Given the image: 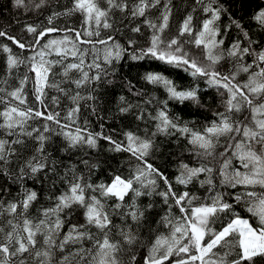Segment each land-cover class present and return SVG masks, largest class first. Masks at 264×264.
Here are the masks:
<instances>
[{
    "label": "snow or ice",
    "instance_id": "obj_1",
    "mask_svg": "<svg viewBox=\"0 0 264 264\" xmlns=\"http://www.w3.org/2000/svg\"><path fill=\"white\" fill-rule=\"evenodd\" d=\"M101 2L102 0H74L73 8L68 9L65 13H53L48 18V24L52 25L57 16L70 15L72 12L78 11L84 15L85 28L83 32L75 28L64 29L65 32L72 33L74 39L68 35H65L63 39H49L38 52L25 58L30 61L31 69L35 73L36 100L44 105L43 97L46 87H55L61 92L64 91L58 84H49V73L54 64H63L64 59L68 56L75 58L76 62L67 63L63 68V75L68 77L73 70L80 72V78L72 81L77 88L91 81H99L102 74L107 75L104 65H112L114 61H119L125 55L134 61L151 58L176 68H182L194 78H204L209 86L224 90L221 92V96L224 97L222 101L224 111H218L217 119L213 120L203 131H194L186 124L180 126L177 122L178 117L170 118L167 112L168 101L162 102L163 107L153 117L158 121L157 132L169 133L171 129L188 136L189 143L198 150L196 154L201 158L198 167H190L188 164L182 163L176 182L186 186L194 179H198L201 174H206V179L201 180L200 184L201 186L204 184L212 186L213 161L218 155L223 158L222 165L218 170L222 185H229L232 188L237 185H243L245 188L259 186L264 189V47L258 49L253 47V45L258 46L259 42L252 40L248 32L243 31L239 21L233 20L232 24H235L243 32V38L247 44L243 46V42L237 39L225 49L223 47L224 39L216 22L220 19L221 13L226 10L219 4L213 6L215 0H209L203 7L204 13L209 15L203 20L199 30L194 31L193 17L190 14L184 19L178 34L169 39H165L163 35L168 28L171 15V9L165 5L160 23L145 19L144 24L152 30V34L147 46L143 48L136 47V42L132 39L127 41L126 47L119 43L113 35L95 42L91 39H83V37L99 36L98 29L101 26L105 29L112 28L109 19L114 10L120 12L128 10L133 18L142 17L146 15L149 8L159 4L160 0H137L131 5L128 0H104L106 7H101ZM198 2H202V0H198ZM44 3L45 0H39L35 7L39 8ZM15 4L17 7L24 6L25 0H15ZM253 19L264 25V9H260ZM93 25H95V30ZM25 30L34 35L32 44L23 43L5 31H0V37H6L20 49H26L41 45V41L48 34L60 31L55 26L38 29L33 25H26ZM131 31L139 33L141 27L137 25L131 28ZM185 36L190 39H183ZM218 37L221 38L218 39ZM79 44L92 45L94 53L99 52L95 47L96 44L104 45L103 65L97 62L98 54L88 65L89 69H96V73L92 76L84 70L85 56L89 50L81 49ZM189 44H194L196 48L201 49V52L197 55L186 50V46ZM0 48L9 53L7 58L9 70L25 62L24 59L12 55L11 49L7 45H0ZM52 52H55L61 59L47 60L46 57ZM247 56L253 58L251 63H245ZM225 58H231L234 61L233 70L228 73L223 72L219 67ZM253 68L255 71L250 72ZM241 72L249 73L248 79L244 83H240L236 79ZM27 79L28 77L25 76L20 81L19 87L8 92L6 97H0V103L6 102L4 110L0 111V116L3 117L0 128L7 129L10 135L15 134L16 129H19V134L31 136L32 132H24V125L29 119L35 117H43L48 121H54L57 125L60 124L59 113L48 112L45 114L32 108L21 109L12 103L13 100L20 104L25 103L23 86ZM144 79L150 84H162L167 90L170 100L180 103L198 102L197 87L178 90L173 81L162 73L149 72L145 74ZM128 86L130 91L134 87L131 82L128 83ZM4 91V89H0V92ZM92 98L89 96V99ZM71 99L76 102L83 97L77 92ZM120 101L126 104L119 108L121 113H128L133 107H139L127 103L123 96L120 97ZM53 102L58 103L57 98L54 97ZM150 102L148 101V103ZM44 107L46 108L47 105ZM245 109L250 112V120L248 117L234 118V114H240ZM78 111L79 105L77 104L76 108L69 111L68 117H73ZM137 119H143L142 110ZM32 131L38 133L36 139L40 141L36 151L43 154L45 151L44 142L48 138L39 129ZM44 131H48L47 125H45ZM63 134L69 141V147L85 144L88 147H96L98 139L107 140L113 146L112 150L131 152L133 156L144 162V167L137 168L135 173L128 178L116 176L108 185H92L84 181L83 176H77L73 172L71 180L68 181V190L56 197L54 207L44 209L42 218L35 221L30 219L27 213L32 203L37 199L36 191L25 189L23 199L7 203L6 207L0 202V215L6 212L12 217L6 222L9 230L5 231V227L0 226V264H29V257H31L32 264H57L54 261V249L63 252L69 243L79 244L84 240L95 241L94 254L92 250L81 247L75 253L62 256L58 264H73L76 257H79L81 264H120L117 254L123 245H134L138 240V235L129 225L127 230L124 228L119 230L121 239H113L110 234L116 226L113 224L112 216L122 208V202L130 191L135 194V197L152 194L151 191L142 192L139 188L134 187L138 184L141 188L154 190L156 180L148 179L150 176H156L163 180L167 191L160 192L159 195L164 198L165 203H168L169 197H171L181 215L173 217L172 206L169 205V212L161 218L160 223L168 229L170 235L156 237L151 244L149 254L144 258V264H165V262L167 264H251L255 257H264V191L250 190L243 194H237L234 198L235 205H239L241 202L248 203L246 211L258 217L260 222V226L256 228L249 223L248 219L240 217L235 205L229 203L222 193L211 196L210 203L192 206L193 201L198 199L194 194L188 191L180 194L174 192L168 178L159 169L144 160L150 149L153 148V140L150 138L142 139L133 132H126L127 145L125 146L121 142L113 140L111 136H105L103 132L95 134L88 132L86 127L84 129L77 127L74 133L68 131ZM221 137L226 141L224 151L216 153ZM12 143L22 144L23 141L17 139ZM6 145H8V141L0 139V162L4 165L9 163L8 157L15 151ZM230 150L232 157H236L246 171L241 172L239 169L229 171L231 158L227 156V153ZM43 159L44 157L41 155V160ZM35 160L36 158L33 157L25 163L24 167L20 168L18 179L22 180L28 175L25 168L30 169L31 174L34 175L46 167L43 162L34 163ZM83 163L87 165L88 162L83 161ZM145 181L147 182L145 183ZM97 191L101 197L117 199L118 202L112 207V211L106 209L105 204L97 195L92 194L87 197L85 195L86 192L95 193ZM73 205H79L84 209L85 222L72 224L63 238L58 239L60 230L64 226L61 214L66 209L70 214L74 210ZM134 205L135 201L130 206L132 210L122 214V219L130 216L131 220L139 225L145 213ZM148 207L151 208L152 205H148ZM222 214L224 216L231 215L232 218L222 224L219 229L212 227ZM21 217L22 219H20ZM92 227L103 234L102 239L97 238L90 231ZM38 235L42 236L41 247H37ZM217 248L223 249V251H214ZM26 253L28 256H25ZM175 257L181 258L175 259ZM132 259L135 260V256Z\"/></svg>",
    "mask_w": 264,
    "mask_h": 264
},
{
    "label": "trees",
    "instance_id": "obj_2",
    "mask_svg": "<svg viewBox=\"0 0 264 264\" xmlns=\"http://www.w3.org/2000/svg\"><path fill=\"white\" fill-rule=\"evenodd\" d=\"M134 2H137V0H128L130 5ZM208 2L209 0H202V2H198V0H160L159 4L146 11L145 16L136 18H133L128 10L125 12L114 10L109 19L112 28L105 29L101 26L98 29L99 36L83 37V39H91L95 42L113 35L119 43L126 47L127 41L132 39L136 42V47L143 48L147 46L152 34V30L144 24L145 19L160 23L164 7L168 5L171 9V15L168 28L163 35L165 39H169L178 34L181 24L190 14L193 17L192 27L194 31L199 30L203 20L208 18L209 15L203 11V7ZM36 3H39V0H25L24 6L17 7L15 0H0V31L15 36L23 43L32 44L34 42V35L25 30L26 25L37 26L38 29L49 26L60 29L58 32L48 34L41 41V45H37L35 48L20 49L6 37H0V45H7L11 49L12 55L25 60L23 64L9 70L7 66L9 53L0 48V89L5 90L0 92V97H6L8 92L19 87L20 81L27 76L28 79L23 86L25 103L20 104L14 100L12 103L18 105L21 109L32 108L45 114L48 112L59 113L60 124L57 125L54 121H48L43 117L29 119L24 125V132H32L31 136L19 134V129H16L15 134L10 135L7 129L0 128V139L8 141L6 147L15 150L8 157L9 163L7 165L0 162V202L5 207L7 203L18 202L23 199L25 189L36 191L37 199L32 203L27 213L28 217L35 221L42 218L44 209L54 207L56 197L68 190V181L71 180L73 172L77 176H83L84 181L92 185H108L116 176L128 178L135 173L137 168L144 167V162L133 156L131 152L114 151L112 150L113 146L104 139H98L96 147H88L86 144L69 147V141L63 133L68 131L74 133L77 127L81 129L86 127L87 131L93 134L103 132L105 136H111L113 140L119 141L125 146L127 145L126 132H133L142 139H152L153 148L150 149L144 160L152 164L154 168L159 169L168 178L174 192L180 194L188 191L194 194L198 199L193 201L192 206H198L200 203H210L209 198L216 193L224 194V198L235 205L234 198L237 194H243L250 190L264 191L259 186L245 188L243 185H237L232 188L229 185H222L218 170L222 165L223 158L218 155L213 161L212 186L207 184L201 186L200 181L206 179V174H201L198 179H194L186 186L176 182V177L180 175V165L182 163L188 164L190 167H198L201 158L196 154L198 150L189 143L188 136L171 129L169 133L157 132L156 124L158 121L154 120L153 117L163 107L162 102L168 101L167 112L170 118L178 117L177 122L180 126L186 124L194 131H203L206 126L217 119L216 113L218 111H224L222 104L224 97L221 96V92L224 90L209 86L204 78H194L182 68H176L151 58L134 61L125 55L119 61H114L112 65H104L107 75L102 74L99 81H91L77 88L72 81L80 78V72L73 70L68 77L63 75L64 66L67 63L76 62L75 58L68 56L64 59L63 64H54L49 73V84H58L64 91L61 92L55 87H46L43 99L44 105H47V107L45 108L44 105L40 104L36 100L35 73L31 69L30 61L25 58L38 52L40 47L47 43L49 39H63L65 35L74 39V35L65 32L64 29L75 28L83 32L85 26L84 15L78 11L72 12L70 15H59L53 20L52 25L48 24V18L53 13H65L68 9L73 8L74 0H45V3L39 8L35 7ZM216 4L222 5L226 10L221 13L220 19L216 22L224 39L223 47L225 49L237 39L243 42V46L247 44L244 41L243 32L235 24H232L233 20L239 21L243 31H247L252 40L259 42L258 46L253 45V47H257V49L264 47V25L253 19L260 9H264V0H215L213 6ZM101 7H106L104 0L101 2ZM137 25L141 27V31L133 33L131 28ZM229 25L231 27H228ZM93 29L95 30V25H93ZM183 39L188 40L190 37L185 36ZM78 46L81 49L87 48L89 50L85 56L84 70L88 71L90 76L94 75L96 69H89L88 65L92 63L97 54L99 55L97 62L103 65L104 45H95L96 49L99 50L98 53L93 52L92 45L79 44ZM186 50L197 55L201 52V49L196 48L194 44L187 45ZM46 59L56 61L60 60L61 57L52 52ZM252 59L251 56L245 57V63H251ZM233 63L234 61L231 58H225L221 61L219 67L223 72L228 73L233 70ZM251 71H255V68ZM149 72L162 73L173 81L178 90L197 87L198 102L185 101L180 103L176 100H170L169 94L162 84H150L144 79L145 74ZM248 76L249 73L241 72L236 79L240 83H244L247 81ZM129 82L134 85L131 91L128 86ZM77 92L80 93L83 99L74 102L71 97ZM89 96L93 98L89 99ZM121 96L125 97L127 103L139 107H133L128 113H121L119 108L126 106L125 103L120 101ZM54 97L57 98L58 103L53 102ZM148 101L151 102L148 103ZM77 104L79 105V111L69 118V111L76 108ZM5 106L6 102L0 103V111H3ZM141 110L143 111V119H137V116L141 114ZM244 117H248L249 120L251 118L247 109L240 114H234V118L244 119ZM2 123L3 117L0 116V124ZM45 125H47L48 131H44ZM63 125L68 127L62 128ZM33 129H39L48 138L44 142L45 151L43 154L36 151L40 141L36 139L38 133L33 132ZM17 139L22 140L23 143L13 144L12 141ZM225 144V139L221 137L216 153L223 152ZM41 155L44 157L43 160H41ZM227 156L231 158L229 171L235 169H239L241 172L246 171L239 160L232 157L231 150L227 153ZM33 157L36 158L33 161L34 163L43 162L46 167L34 175L31 174L30 169L25 168L28 175L22 180L18 179L20 168L24 167L25 163ZM83 161H87V165ZM148 179L156 180L154 190L141 188L138 184L134 187L139 188L142 192L151 191L152 194L135 197V194L130 191L122 202V208L112 216L113 224L116 226L110 234L113 239H121L119 230L121 228L127 230L129 225L133 227L138 235V240L134 245H123L121 251L117 254L120 264H144V258L149 254L151 244L156 237L170 235L168 229L160 223L161 218L169 212V205L172 206L171 214L173 217L181 215L171 197H169L168 203H165L164 198L159 195L160 192L167 191V186L163 180L156 176H150ZM92 194L101 199L108 211H112V207L118 202L115 197H101L98 191L95 193L86 192L85 195L87 197ZM133 201H135L134 206L145 213L139 225L134 223L130 216L122 219L123 213L132 210L130 206L133 205ZM148 205H152V207L149 208ZM248 206L247 202L235 205L240 217L248 219L253 227L258 228L260 226L259 219L246 211ZM73 209L70 214L67 209L61 214L64 226L60 230L58 239L63 238V235L68 232L72 224H83L85 222L84 209L79 205H73ZM231 218V215L224 216L222 214L221 218L212 227L219 229L222 224H225ZM8 219H12V217L6 212L0 215V226H4L5 231L9 230L6 226ZM90 231L97 238H103V234L95 227H92ZM37 241V247H41V235L37 236ZM94 242V240H84L79 244L69 243L63 252L54 249V261L58 264L62 256L75 253L81 247L92 250L94 254ZM214 251L222 252L223 249L217 248ZM25 256H28V254L26 253ZM133 256H135V260L132 259ZM179 258L181 257H175V259ZM29 264H32L31 257H29ZM73 264H81L79 257H76ZM251 264H264V257H255Z\"/></svg>",
    "mask_w": 264,
    "mask_h": 264
}]
</instances>
